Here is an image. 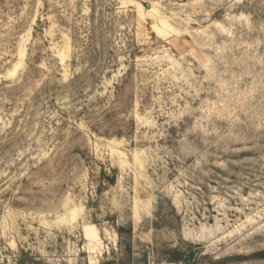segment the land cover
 <instances>
[{"label": "rangeland", "instance_id": "374dc122", "mask_svg": "<svg viewBox=\"0 0 264 264\" xmlns=\"http://www.w3.org/2000/svg\"><path fill=\"white\" fill-rule=\"evenodd\" d=\"M0 264H264V0H0Z\"/></svg>", "mask_w": 264, "mask_h": 264}]
</instances>
